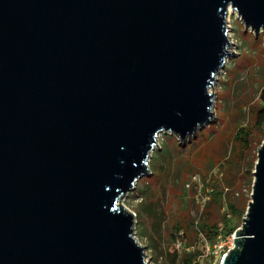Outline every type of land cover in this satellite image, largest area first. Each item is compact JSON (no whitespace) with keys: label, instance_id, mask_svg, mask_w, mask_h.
<instances>
[{"label":"water","instance_id":"1","mask_svg":"<svg viewBox=\"0 0 264 264\" xmlns=\"http://www.w3.org/2000/svg\"><path fill=\"white\" fill-rule=\"evenodd\" d=\"M229 8L264 30V0H0V264H151L119 200L213 119ZM252 174L220 264H264V141Z\"/></svg>","mask_w":264,"mask_h":264},{"label":"rangeland","instance_id":"2","mask_svg":"<svg viewBox=\"0 0 264 264\" xmlns=\"http://www.w3.org/2000/svg\"><path fill=\"white\" fill-rule=\"evenodd\" d=\"M226 24L229 51L235 56L226 58L210 90L214 94L213 119L183 146L174 134H160L148 155L147 174L119 200L134 216L133 236L151 264H171L167 236L175 224L183 227L188 244L184 249L178 242L174 245L177 252L182 251L180 258L183 251L198 250L192 258L198 264H220L223 252L233 248V240L228 242L233 233L213 245H201L195 241L189 221L220 223L225 212L221 205L234 203L240 215L231 219V226L239 230L246 215L254 179L252 166L264 141V127L257 123V112L264 106L260 101L264 30L255 35L245 29L231 8ZM214 184L223 195L219 202L210 200ZM144 207L151 208V216L142 212ZM219 243L224 247L219 248Z\"/></svg>","mask_w":264,"mask_h":264},{"label":"trees","instance_id":"3","mask_svg":"<svg viewBox=\"0 0 264 264\" xmlns=\"http://www.w3.org/2000/svg\"><path fill=\"white\" fill-rule=\"evenodd\" d=\"M260 101L264 103V88L260 93ZM257 118L258 121L257 123L260 125V127H264V106H260L258 112H257ZM193 139V138H192ZM245 141V140H244ZM193 141H191L192 143ZM180 144V143H179ZM182 145V144H180ZM183 146V145H182ZM256 160L254 161V164L252 166V172L254 171V165H255ZM253 175V174H252ZM209 195L211 196L210 200L214 202H219L222 200V192L218 190L217 185L214 184L211 187V190L209 192ZM225 206V212L222 216V222L217 223V224H208L207 221L205 220H190V226H191V231L193 230L194 235H195V241L197 243L201 242V245H204L206 243L213 245L215 244L220 238L226 237L227 235H230L235 232L236 226H231V219L233 217H238L240 215V212L236 209V205L234 203H225L222 204L221 207ZM142 212L144 214L151 216L152 215V210L151 208H142ZM159 217V214H158ZM156 224H154L155 226ZM167 240L170 244L171 252L170 255L171 257V264H198L196 260H193L192 258L196 255L193 251H183L184 255L182 258H180V253L182 252H177L175 249V244L178 242L181 244V249H184L187 247V242H186V236L185 232H183V227L181 225L175 224L172 226L168 236Z\"/></svg>","mask_w":264,"mask_h":264},{"label":"built area","instance_id":"4","mask_svg":"<svg viewBox=\"0 0 264 264\" xmlns=\"http://www.w3.org/2000/svg\"><path fill=\"white\" fill-rule=\"evenodd\" d=\"M192 178L195 179L194 176H193ZM220 239H221V238H220ZM220 239L217 241V243L220 242ZM232 240H233V235L230 236L228 242H231ZM179 245H180V247H181V244H180V243H179ZM214 247H215V245H214ZM218 247H219V248H222V247H224V245H222L221 243H219V244H218ZM228 250H229V248L227 249V252H228ZM227 252H225V251L223 252V254H222V258L226 255Z\"/></svg>","mask_w":264,"mask_h":264}]
</instances>
